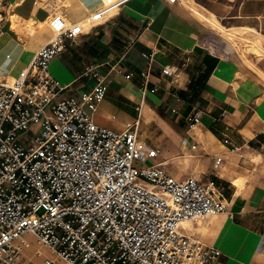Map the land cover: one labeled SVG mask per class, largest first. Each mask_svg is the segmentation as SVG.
<instances>
[{
    "label": "crops",
    "instance_id": "0c3cea01",
    "mask_svg": "<svg viewBox=\"0 0 264 264\" xmlns=\"http://www.w3.org/2000/svg\"><path fill=\"white\" fill-rule=\"evenodd\" d=\"M193 1L203 18L180 3L127 0L104 19L85 24L49 71L67 85L63 95L80 98L94 84L83 71L97 65L108 87L94 122L115 131L137 122L139 139L157 150L153 163H162L176 179L213 180L225 208L187 230L220 251L217 264H264V55L246 63L227 50L221 36L224 26L264 36V0ZM99 3L0 0V75H17L54 35L48 24L54 13L79 22ZM12 16L32 19L33 32H15ZM149 57L145 88L141 72ZM165 66L175 74H163ZM196 109L200 120L189 126L187 117ZM16 243L22 250L18 264H67L31 233Z\"/></svg>",
    "mask_w": 264,
    "mask_h": 264
},
{
    "label": "built area",
    "instance_id": "2783aa9c",
    "mask_svg": "<svg viewBox=\"0 0 264 264\" xmlns=\"http://www.w3.org/2000/svg\"><path fill=\"white\" fill-rule=\"evenodd\" d=\"M126 1L100 0L79 22L54 13V35L17 75H0V264H18L16 240L25 233L67 264H217L220 251L181 224L225 208L215 182L176 179L162 163L145 164L157 150L139 139L137 122L122 131L97 125L93 113L108 87L97 65L83 71L94 84L80 98L63 95L67 85L50 74L66 42ZM201 114L194 110L189 126Z\"/></svg>",
    "mask_w": 264,
    "mask_h": 264
},
{
    "label": "rangeland",
    "instance_id": "374dc122",
    "mask_svg": "<svg viewBox=\"0 0 264 264\" xmlns=\"http://www.w3.org/2000/svg\"><path fill=\"white\" fill-rule=\"evenodd\" d=\"M42 1H45V0H42ZM56 1L59 4L62 0H56ZM192 7L194 8L196 6H192ZM32 23H33L32 19L25 21V20L20 19L17 16L11 17V28L17 33L27 32L28 34H31L34 30ZM223 24L227 25L226 23H223ZM238 31H240L242 34H237L234 30L227 34L226 33L222 34L220 30L218 32L221 33L222 39L225 40L228 47H230L234 52L241 55V57L243 58L244 61H246V63H249L247 58H249L250 60L252 55H255V56L264 55V36L258 33H252L245 28L238 29ZM257 37H261V42L258 40ZM151 163H153L152 158L147 159L145 161V164H151ZM202 221H203L202 219H197L192 222L190 221L185 226V228L188 229L189 231H194V228H193L194 224L197 223L201 225ZM33 264H37V262L34 261Z\"/></svg>",
    "mask_w": 264,
    "mask_h": 264
},
{
    "label": "bare ground",
    "instance_id": "6f19581e",
    "mask_svg": "<svg viewBox=\"0 0 264 264\" xmlns=\"http://www.w3.org/2000/svg\"><path fill=\"white\" fill-rule=\"evenodd\" d=\"M191 6H196V7H198L197 6V4L193 1V2H191V3H188L187 5H186V7L189 9V11L191 12V13H194V14H196V15H198V16H200V17H202V15H200L199 13H197ZM203 18V17H202ZM244 29V28H243ZM248 30H253V29H248ZM223 31H224V33H230V32H232L233 31V28H230V27H223ZM254 31V30H253ZM257 33V32H256ZM256 35V34H255ZM258 38V40L261 42V37H257ZM227 50H230V49H228V46H227ZM189 223V221H183L181 224L185 227L187 224Z\"/></svg>",
    "mask_w": 264,
    "mask_h": 264
}]
</instances>
